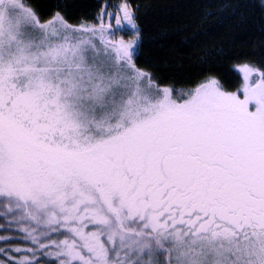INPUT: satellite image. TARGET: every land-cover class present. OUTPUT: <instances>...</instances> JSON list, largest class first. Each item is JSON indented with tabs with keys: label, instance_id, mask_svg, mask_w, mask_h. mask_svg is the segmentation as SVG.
I'll use <instances>...</instances> for the list:
<instances>
[{
	"label": "snow or ice",
	"instance_id": "6c2138e0",
	"mask_svg": "<svg viewBox=\"0 0 264 264\" xmlns=\"http://www.w3.org/2000/svg\"><path fill=\"white\" fill-rule=\"evenodd\" d=\"M130 0H0V264H264V65L162 83Z\"/></svg>",
	"mask_w": 264,
	"mask_h": 264
},
{
	"label": "trees",
	"instance_id": "16d2710c",
	"mask_svg": "<svg viewBox=\"0 0 264 264\" xmlns=\"http://www.w3.org/2000/svg\"><path fill=\"white\" fill-rule=\"evenodd\" d=\"M45 13L59 4L73 20L92 18L101 0H31ZM109 4L120 0H106ZM143 30L141 66L162 83L192 86L211 73L225 90L242 82L239 63L264 65V0H130Z\"/></svg>",
	"mask_w": 264,
	"mask_h": 264
},
{
	"label": "rangeland",
	"instance_id": "374dc122",
	"mask_svg": "<svg viewBox=\"0 0 264 264\" xmlns=\"http://www.w3.org/2000/svg\"><path fill=\"white\" fill-rule=\"evenodd\" d=\"M117 4V3H116ZM242 76V75H241Z\"/></svg>",
	"mask_w": 264,
	"mask_h": 264
}]
</instances>
